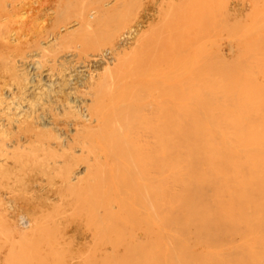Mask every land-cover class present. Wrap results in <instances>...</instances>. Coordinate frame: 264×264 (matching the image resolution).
<instances>
[{
  "label": "bare ground",
  "instance_id": "bare-ground-1",
  "mask_svg": "<svg viewBox=\"0 0 264 264\" xmlns=\"http://www.w3.org/2000/svg\"><path fill=\"white\" fill-rule=\"evenodd\" d=\"M3 1L6 2L8 0L6 1L2 0V2L0 3L1 4L0 7L6 6ZM134 1L136 2V0H26L25 7L27 8H25V10L26 12L28 11L32 14L34 25L26 27L25 40L21 41L20 45H18L20 41L18 40L17 42L18 44L15 43L16 45L13 46L12 45L13 40L10 41L7 38V36H4L3 34L4 32L1 30L3 33L0 32V35H1L0 36V60H2L3 63L8 62V58L10 62L11 57H13V60H14V61L12 60L11 62H15V60H19L18 62H22V61L25 62L27 61L26 59L28 57L30 59V56H31L32 59L34 60L33 62H36L39 65H43L44 68L47 67V69L46 68L44 69L46 70L45 74L43 75L44 77L42 78L40 77V79H38L37 81V83L41 82V84L39 83V85H42V82L45 83L42 85V87H39L36 84L35 82L36 79H33L32 81L28 78H24L26 82L30 85V86L26 85L27 89H29L28 91H34L35 94L38 93L36 98H30V95L33 92H31V94L29 92L30 95L28 96V93H27L28 91L27 92L23 91L27 93V96L24 93L25 97H16L14 92H10L9 93V96H10L9 99H11L10 101L9 99L7 100L8 97L3 98L1 94L3 90L5 88H8L9 85L11 84L10 83L9 85H7V83L5 82V80L8 79V76H6V74H8L11 66H8L7 64H2V65L0 64V161L2 160L4 161L2 164H0V224L1 225L3 224L2 226H0V252L2 251L6 255L9 253L10 256L11 254L14 255L13 253L15 252L17 253V251L18 252H30V253L31 251H34V252L36 251L35 253L39 251L38 253L40 252L46 253L47 250H50V252L53 251L55 245L57 244L56 243L53 247H51L52 245H50V242H54L55 240L51 241L52 239L49 237L48 241L50 242H48L45 238L49 236V233L51 236V232L52 231L54 232L55 229L56 230L58 229L57 227L59 226L58 224H55V226L57 225L56 226L57 228H55V226L53 225L55 221L53 219H55L56 215L58 216V214H55L54 215L55 217L53 216V219H52L53 223L50 222L51 220L48 221L47 219L46 222H48L49 225L45 223L46 226L44 224L45 220L44 221L42 220L41 221L42 226L40 225L39 223L40 220L38 217L44 214L46 209L48 210L50 207H52L53 210L55 209V207H53L55 204H52V202L51 204H48V202L50 201V196L52 197L55 196L56 198L61 199V197L66 196V195H63L66 193L65 189L67 190V188L69 189V188L76 186L75 190L76 189L78 190V186L81 185L79 183H82L81 181H83L84 179L87 182L88 180L86 179H88L89 176H86L87 178L85 177H83L82 179L80 178L81 179L80 181H79V178H77L78 181H75V183L74 182L72 183L71 178H70L71 173L70 175L68 173L69 170H72L70 169L72 166L70 168L67 167L68 169H66L65 168L66 165H70L67 162L66 165H64L65 167L64 166L62 167L64 163V161L62 160L63 162L62 161L60 162L62 163V165H60L62 168L58 167V169L64 170V171L60 170V174L63 173V176L59 174V178H61L60 181H58L59 184L56 183V180H54L55 182L53 181L54 184L55 183L58 184V185L55 184L56 189L52 188V189H55V191L53 190L52 192L49 191V193L47 194L38 195L37 198L33 196L31 197L33 199L29 200L28 198L27 200V198H23V199H21L22 197L19 198L20 195L18 196V191L17 193L15 192L17 195L12 192V190L15 188L14 187L12 189V186H14L13 183L15 182V180L14 179L11 180L9 172L13 171L16 167L18 169L19 161L20 160L25 161L26 156L29 155V151L23 145L24 143H31V144L37 143L36 144L37 146L32 148V152L38 151L39 149H40L39 150L40 152L41 151L43 152L44 150L40 148L39 143H38L41 140L40 138L41 135L43 136V134H48L49 139L53 140V142L55 139L56 141H58V139L54 135L55 133L53 134L51 132L53 131L52 129L51 130L49 128L44 129L45 128L44 126L43 129L46 131H43L41 130V127L40 129L39 127H37V123H39V121L42 120L43 123H46V121H51L52 115L55 116V114H52V112L48 110V112L51 113L52 115L47 119L48 116L46 114L48 113L47 112L45 113V110L47 111V106L46 104H44L45 102L49 104L52 103V99L54 97V94H53L54 93L53 91L55 88L54 86H58V88L61 87L59 88V90L63 89L62 86H65L64 88H67V91H68V89L72 90L73 84L78 83L80 81H83V83H85L84 81H87L89 79H90L89 81H91L93 77H96L95 80L97 79L98 81L99 76L97 77L96 71L98 70V66L102 65V67L104 66L108 72L110 71L114 72V69L115 71L117 70L120 71L119 73L117 72L119 74L117 75L120 77H121L120 75L121 71H124L121 74L122 75L124 74L123 77L125 76L124 77L125 79L119 78L120 79L119 80L118 77L116 76V79L118 80L117 82L119 81L121 82V80L123 79L126 80L132 75H133L132 78H136L139 74L147 75V77L149 76L148 78H150V76L152 77L154 76L156 78L160 77L161 79L166 78V79H163L166 82H163L160 80H157L156 82H154V83H157V82L162 83V84L157 83L156 85L158 86L156 88H155V85L151 83L152 81L150 82L152 84L151 86H153L154 88V90L150 91V93L153 94L152 92H154L155 90L156 91L158 90L157 92L155 91L154 95H151L149 93L148 90H150V88L146 91L148 92L147 94H150L148 96H146L147 94L146 95L143 94L142 96L141 91L138 90L139 98L136 95L137 92L135 93L137 89L132 88V86L135 83H132V81H130L131 84L127 85L128 86L127 88L128 90L130 89L133 90L134 94L136 95L138 99L134 97L135 95L133 96L132 94L133 92L132 93L127 92L126 90L125 91L126 93H128V95L124 94L125 96H123V93H122V96H121V94L119 93L121 97H119L118 99L117 95L119 94L117 93L115 97L113 93L114 92V89H113L111 95L115 97V99L117 98L116 99L117 101H115L114 104H112V102L115 99L109 94L113 86H111V88L105 87L108 90L107 91L106 89H104L105 85H103V89L105 91H102L101 93L102 99L105 97V95L109 94L110 96L107 97L109 99L107 98L106 99L108 100V102L109 100H111V102H109L110 105L112 106L114 105L113 106L114 109L113 108L111 109V114L107 116H104L103 113L104 111L106 113L108 107L110 106L108 105V107L104 108L106 110H103V104L106 105L108 104V102H106L107 100L105 101L106 103L101 102L102 101V99L100 100L101 96H98L99 92L96 93L97 97L95 95L92 97V100H93L92 102L91 100L88 101L90 102L89 104H92V105H87V106L85 104L86 102L85 103L81 102L83 99L81 101L80 100L77 101L78 99L73 100L74 97L73 98L71 97L72 101H70V99H69L70 102L65 100L66 102H69L70 104L68 105V103L66 104L65 102L66 107H62L63 108L62 113L64 112L63 114L65 115V116L64 115L62 116L65 117L66 120L64 121L57 120L56 122H51L54 125V127L57 128L60 123L65 124L64 122L67 123V121H69L67 125L71 123V125L74 126L73 129L76 128L74 131H72L74 132V134L77 133L76 136H74L73 134V137L71 136L72 139L71 138L70 139L73 142H75V145L76 144L78 145V143H76L77 142L76 140L80 138L79 143L82 144L80 148L82 147L83 148L79 151V153L81 152L82 156L85 153L86 154L89 153L88 155H92L93 157L91 162L96 164V168H95L91 165V162H87L89 161V160L86 161V159H88V155L86 156L85 154L84 156L87 157V158L85 157L86 158L85 163L87 164L86 171L87 172L88 171L90 172L99 171L100 172L99 175L97 173H92V172L91 173L89 172L90 174L87 172H86L87 174L85 173L86 175H90V176H92L93 174L92 176L93 178L98 175L99 178L96 177L97 179L95 180L92 179V181L94 180L97 183H92L91 181H90L91 184L90 182L87 183L89 184L88 186L94 184L92 187L90 186L93 191L92 192L93 201L90 200L91 202L89 204H91L92 206L88 205V203L85 202L86 205L90 207L91 212L93 213L89 214L90 210L89 212H87L88 207L86 211L84 212L88 213L89 217L91 218V219L89 218L91 223L94 224L95 222H92V221H96V223L98 222V224L99 223L104 224V225L101 224V226L98 225L101 228L99 231L97 224H96V227L94 224L93 228L91 229L92 226L88 227L87 226L88 222H87L86 234H87V237L92 236L91 241L96 240L97 242V243L95 242H92V243L95 245L97 244L98 246L101 244V242L100 244L98 243L99 241H102V240L105 241V239H107L106 237H108V239L105 242L102 241L104 243L102 244V248H101V251L103 252V254H105V255L102 254L104 256L102 258L106 259V263L115 264L117 262V264H264V0H245V1L243 0L239 4L240 7L236 4L238 8H235L236 5L233 8V4H235V2L232 3L233 1L231 0L232 6L228 4L229 7H231V14H230V10H227L226 8L228 5L224 4V3H229L228 0H218V1L208 0V2L211 1L210 4L212 5L210 4L209 5L212 8H210V6L206 4L207 2L205 3L206 0H204L203 2L198 0L199 2H201V4H199V2L198 3L196 2L195 4V1L197 0H194V1L193 0H166V1L160 0V2L158 0V2L161 3L162 5H164V3L168 1L167 5L169 8L166 7L167 6L166 4L164 5L165 7L159 4V5H155V7L157 6L156 9L155 7H152L154 5L150 3L151 1H154V0H150V1L148 0L149 3L143 6L141 5L145 3V1L143 0L144 2L141 3L142 1L138 0L136 4L137 6L138 5L141 6V10L135 4V6L138 9H134V11L132 9V12H131L132 14H130L129 8L131 11V6H133V4L135 3ZM139 1L141 2L139 3ZM148 1H146V3ZM162 1H165V2L162 3ZM216 1H217V5H216ZM222 1H225V2H222ZM238 1L239 0H237L236 3H238ZM170 2H172L173 4L172 3L169 4ZM152 3H155V2H152ZM174 3H177V5H175ZM149 4H151L152 6ZM188 4L190 7L195 5L194 7L195 9L192 7L194 9L193 12H192L193 10L192 8L190 7H189L190 9L188 8ZM197 4H199V6L201 7L198 6L199 8H197ZM213 4H215L217 8ZM218 4L219 5L221 4V5L219 6ZM202 5L204 7L207 6V8L206 7L204 8ZM223 5H225V7ZM8 6H11V5H8ZM158 6H159V9L160 8L162 9V7H164V9L160 11L158 9ZM174 6H177L176 8L178 9L177 13H175V15L177 14L176 17L179 15L178 12H181L179 15L180 16L179 20L176 17L174 18V15H172L174 14V11H176V9L175 10L173 9L175 8ZM180 6H181V11H179ZM213 6L215 9L213 8ZM171 7H173L172 8L173 10L171 9ZM218 7H221V8H218ZM170 9L171 11L169 13L168 10ZM209 9H212V10L209 11ZM125 10L129 14V16L128 14H126L125 16L127 18L131 16L130 18H128L129 20H131V18L133 17L135 18V16L137 17L134 19L135 20L134 24L132 23L133 20L131 21L126 20L127 18H125L124 15H123L124 19H122L123 18L122 14L125 12ZM137 10L138 11L140 10L139 11L140 13ZM164 10H166V13L168 12L169 14H171L172 11L173 13L171 15L169 14L163 15L165 14ZM206 11L207 13L209 12L210 14H207ZM220 11L223 12L225 16L222 13H220ZM114 12H116L115 16H113ZM190 12H191V16H189ZM212 12L213 13L215 12L214 13L215 15ZM225 12L227 13L225 14ZM112 13H113L112 16L115 19L121 16L120 18L123 21L121 25L123 24L124 27H122L123 26L122 25L121 27H119L121 29L118 28V26H120L118 23L121 22L119 20L120 18H117L118 21L120 22H117V20L115 21L114 18H112V16L110 18L109 15ZM201 13L203 14V16ZM219 13L221 16L219 15ZM228 13L230 14V17L232 18H233V15L237 17L235 21H234L235 17L232 19L233 21L232 23H230V21L228 22V19H229ZM216 14L218 16L217 19H220L221 17L220 22H218L219 20L217 21L216 19L214 21L213 16H215L216 18ZM241 14H243L247 19V20L243 19L245 23H247V24L244 23L246 27L245 25H243L244 21L242 22L241 20L242 18L239 17V16H242ZM12 15L13 14L10 15L11 18H12ZM157 16L158 18L161 16L160 20L162 19V21L164 20L166 22L160 21L159 23L156 24V21H159V20H155L154 27H156L155 25L159 26V24L162 23L163 26L161 25L162 27L160 26L159 27L163 28V30H161L160 28L158 30V26L156 27L157 29L153 28L152 27L153 25L148 26V24L151 21L154 22V19L157 18ZM168 16L169 17L173 16V17L169 18ZM201 16H202V20H200ZM208 16L209 18L211 16L212 20L211 19L209 20V18L206 19ZM223 16L224 17L227 16L228 19H225ZM171 19L174 22L179 23V24L178 23L173 24L174 22L172 21V25H175V27L172 26L173 29L175 28L176 32L178 30L177 33L173 32V34L175 33V35L177 36L175 35L173 36L172 34H169L172 32V28H170ZM239 19L242 22V24H240L239 30L242 31L243 27L245 28L243 35L237 28V25L239 26V24H237V21L239 22ZM107 20H109L112 23L113 21H115L116 25L114 23L112 25H115L116 27L115 26L113 27L112 25L111 26L109 25V28L104 27ZM204 20H206L205 22H207L208 25L206 26L205 24L203 25V23H205L203 22ZM127 21H129L133 25L128 26L126 31H123L122 28H124L125 30V28L127 27V24L129 23V22L127 23ZM210 21L212 23V24L210 23L211 26H209ZM167 22H170V24H168ZM217 22L218 24L220 23V25H218ZM224 22L226 24L228 23L234 24V27L236 26L235 28L237 30L232 27L233 25H230L229 27L231 28L228 27V30H227L226 24ZM2 23H3V20L2 22L0 21V29H2ZM130 23L128 25H131ZM164 23H166L165 25H168L170 27L167 26L165 28ZM222 24H224L223 25L224 27L221 26ZM100 26L104 28V34H105V31L106 33L107 32L109 33L107 29L109 30L111 29L112 31H114L112 32L110 30V32L114 34H115V30L113 29H116L118 31V34L117 36H115L114 34L111 35L110 33L111 38L109 35L105 36L108 44L110 43L109 44L110 46L108 47V50H106L104 54L102 52V55L100 57L98 58L94 57L95 58L94 59L93 56L95 52L99 50L97 49V51H94V49L96 50L97 46H100V47H103V45L106 46V43L103 42L104 40L106 41V39L103 37L104 35H102L103 29H101L102 33H100V30L98 31L96 30V29H99ZM146 26L148 27V29L150 28L154 31L151 32L149 30L147 32ZM110 27H113V28H110ZM145 27H146V30H143L144 31L143 33L146 32V34L147 33L154 34V32L157 31L155 33L156 36L153 35V39L152 37L151 39L155 41L156 46L161 45L162 50L165 51L167 54L168 53L171 54L172 52L173 55H170L172 60L170 59V56L168 54L169 59L168 60L166 59L167 60L166 61L165 55L167 54L166 53L163 54L162 51H159L161 48L158 50V46L157 48H153L152 45L155 46V43L152 40H150L149 42L150 46H152L153 48L152 52L155 53V51L156 52L159 51L158 54H160V56H162V54L164 55L163 57H159L157 55L158 58L155 59L156 55L152 56V52H151L152 48L149 45H146V43L148 42L146 41L147 39L145 37L146 34H144L143 36L144 40H142L145 42V45L143 46L141 45V44H144V42L141 43L142 41L141 40L139 41L138 39L141 36L142 29ZM203 28L207 30L205 31ZM165 29L167 30L165 31ZM231 29L235 30L236 33L239 31L238 34H236ZM201 30L202 32L204 30L205 33L204 34L201 33ZM210 30L214 34H212ZM223 30L226 33H224ZM94 31L95 33L97 32V34L94 35L95 38L94 36L93 38H91L90 36L94 34ZM158 31L161 33H159ZM162 31H164L165 33L166 32L168 33V34H165V36L168 38L170 37V35H172L174 37L172 38L173 40L170 41L172 36L169 39L168 38L164 39L165 36L161 35V37L164 40L161 38L163 42L160 40L158 41L159 38L157 37L158 36L157 33H159V37H160V34H164ZM218 31H220V33ZM207 32L210 33L211 35H209ZM227 32H229L228 34L232 32L233 33L231 34L232 36L229 37L230 35H228ZM98 33L101 34L104 40L101 41L102 38H100L101 36L98 35ZM221 33H224L225 37L220 36L222 35ZM205 34L208 35L209 37L212 36L211 38L213 39H210V40L215 42L213 43L211 41V44L210 42L209 43L206 42L210 44L211 46L213 44L216 45V48L213 47L215 49V51L213 49V52L219 55L221 54V56L223 55L224 57H225L224 55L225 53L222 50L221 51L218 50L222 46L220 44L221 38L224 39L226 37H229V39L232 40V37L234 39V34L236 35L235 39L238 42H236V40L235 41L225 40L226 41L225 47L228 48V51H229L228 52L226 50V54L229 53V56H227L228 59H226L227 62L225 61L227 65H225L226 63L221 62L223 59H225L224 57L222 58L217 55L216 57H220L222 59L217 58L216 60L215 59L216 57L213 58L214 56L213 54L215 53L210 54L212 53V48H210V45H209V48L211 49L210 51L208 50V51H205L204 53V49L201 50V48H203L204 46L206 50L208 48V46H206L208 44L205 45V43H203L205 42V40H201L200 38V35L204 36ZM84 35L85 37L82 39L81 37ZM96 35L100 37H97ZM149 35H147V37H149L148 40L150 39ZM240 35H242V37ZM112 36L113 37L115 36V37L113 38ZM215 36L218 40L221 37L220 41H218V43L220 44L219 45L220 47H217L218 43L216 42ZM156 37H157V40H155ZM98 38L100 39L99 41H97ZM108 39L111 40V42ZM240 39H241V42H240ZM93 40L94 42L96 41V47H95L94 42H92ZM137 40L141 44L137 42ZM165 40H167L168 42H166ZM158 42H161L162 44H158ZM229 42L231 45H232L231 42H234L235 43L234 46L227 44ZM133 43L135 44L138 43L140 50L142 48L145 50L146 47L144 48V46L150 47L151 53L148 52L149 56L146 57V54H142V56L145 55L146 59L148 57L150 58L149 60L148 59L146 60L144 58V65L146 66V64L148 63L147 64V67L149 66L148 68L146 67L145 69L144 68L145 66L143 67V69L140 68L143 66V61H142V65L140 61V59H142L141 58L142 56L140 55L141 54L140 50L138 51L140 54L138 53L130 54L132 52H137L136 48H138V46L136 44L135 51H133L135 47L134 46L135 44ZM222 43L224 42L222 41ZM85 44L88 50L89 48L91 49V51H87V53L94 52L93 56H89L90 54L88 55L89 58L92 57L90 58L92 59V61H88V57H86L87 53L86 54L84 53L86 52V46L84 47ZM90 44L91 46H94V49H92L93 47H91ZM130 45L133 46L132 51L130 50L131 52H129L128 50L131 56L127 54L128 52L122 55L121 53L125 52L126 48H128ZM165 45L170 46L172 50H170V48L166 47ZM80 46L83 49V52L81 48H79ZM162 46H165L166 50L163 49ZM226 48L222 47V49H226ZM17 49H20V50H17ZM169 50L171 52H169ZM173 50H174V53H173ZM216 50L219 53L216 52ZM147 51L148 50L146 51L141 50V52L143 53L145 52L147 53ZM81 52L84 56L86 55L85 60H83L82 57L84 56L80 54ZM221 52H223L224 54H222ZM202 53L204 55L206 54L205 56L209 55L211 57L212 55L210 61L213 62L212 63L213 65L208 62L209 60L204 58V55ZM80 55H82V57H79ZM126 55L127 56L129 55V57H131V60ZM132 55L133 56L137 55L138 57L134 56V59H133ZM121 56H123L122 57L123 59L127 57L129 61L127 62L128 59L126 60V62L123 61L121 59ZM139 56L141 57L139 58ZM153 57L154 59L151 60V58ZM78 58H82V60L80 61L78 60ZM138 58H139V61L137 60ZM162 58H163V62H161L162 60H160ZM212 58H213V61H212ZM157 59L160 61V62L158 61L159 64L156 63ZM205 59L208 62L207 67H205L206 65H203L200 63L203 61V63L206 64V61H204ZM119 60L121 64L117 63L119 62ZM153 60L155 61L152 63ZM170 60L172 63L170 62ZM131 61H133L132 62L133 65L137 64L141 66L140 67L135 66L133 68ZM188 61L191 63H189ZM217 61H219L218 63H222L224 67L223 66L221 67V65H218V64H214V63H217ZM112 62L114 63L112 64L111 68L113 66L115 68L113 67L111 70V68L109 69L110 67L109 65ZM122 62L127 63L126 64L127 66L128 64L131 65V68L134 69V71L131 70L129 66L128 67L130 69H128V67ZM149 63H152V64L149 65ZM162 63H165L163 64L165 68H162V65L160 66V64ZM166 63L168 65H166ZM185 63L189 65L191 64L190 69H188L189 65L187 66ZM117 64L119 65V67ZM29 65L31 66V63H29ZM153 65L155 66V68H153L154 67ZM121 66H125L123 67L124 69ZM107 67L110 71L107 69ZM138 67L140 68L141 71L139 69H138L139 71L136 70ZM157 67H160V68H157ZM204 67H205V70H204ZM208 67L209 68L212 67V68L209 69ZM213 67H215V69ZM217 68H219L220 70ZM104 70L103 71L101 70L102 71L101 73L104 72L103 75L107 72ZM215 70H218V71H215ZM125 71L126 72L129 71V73L127 74L125 73ZM108 72L105 74L106 76H110L111 73L108 74ZM133 72L139 73V74L136 76V74L135 73L133 74ZM151 72L152 73L156 72V75L155 73L151 74ZM207 72H209L210 74L212 73V74L209 76V73ZM113 74L114 73H112V75ZM3 75L6 76V79L4 78ZM20 75L22 76L21 73ZM197 75H198V78H197ZM199 75L200 77L204 75L205 76L204 79H206L207 77L208 78L214 77L215 79L210 78L208 79L209 81L207 79L206 80L202 79L203 81L200 80L201 82H199L198 79H201L199 78ZM23 76L25 77L26 75H23ZM101 77L102 75H100L99 77V82H101L100 80ZM105 77L104 78L102 77V79L107 78L106 80L108 81L109 78L108 77L105 78ZM140 77H143V76H140ZM178 77H182V78L180 79ZM110 78L112 77L110 76ZM132 78L128 79L127 81L123 80L124 82H121V84L122 83L125 84V82L129 84L130 83L129 80H134ZM186 78L187 79L189 78L190 80L189 79L187 80ZM112 79L111 81H113ZM176 79H179V80H176ZM58 80L62 81L61 83L62 86L61 84H59L60 82ZM107 81L106 83L108 84ZM143 81L144 80H142L141 83L137 82L138 84H140V87L142 89L144 88L142 87V83L144 84L145 82H147V84L145 85L146 87L147 85H149L148 83L149 80L145 82ZM197 81L199 85L197 84ZM204 81H206L207 83ZM26 82L25 84H27ZM54 82H56L57 84L54 85ZM96 82L95 83L93 82V83L97 84ZM185 82L187 83L186 86L188 87L189 90L187 89L186 86H184L186 84ZM14 83L15 81L13 82V85ZM194 83L196 84L194 85ZM100 85L101 83L99 85L97 84L98 90L101 87ZM109 86H110V83H109ZM129 86L131 87L130 89H129ZM151 86L149 85V87ZM194 86H198L197 87L198 89L195 87V89H197L196 91H194V88H193ZM95 87L94 89H96V92H97L98 90ZM118 87L119 88L115 90L116 92L117 90L121 89L120 87L122 86L118 84ZM137 87H139V85L136 86V88ZM184 87H186L187 89L186 91H184ZM19 88H20V85L17 86L16 89L19 90ZM43 89H46L47 92H45L46 90L43 91V93L44 92L46 93L44 94L45 98H40L39 94L41 93L40 91ZM36 90H38L39 92ZM87 90H89V88ZM121 90L124 91V87H122ZM55 91H58V89ZM69 91L67 92L68 95L66 94L67 96H69V93L70 95H72L73 93V91L72 92L71 91L69 92ZM60 92L62 93V91ZM93 93L95 94L94 91ZM103 93L105 94L104 96H103ZM130 93L132 94L131 96H129ZM177 93L180 95H177ZM182 93H185V95H183ZM139 94H141V96H139ZM22 96H23V93H22ZM147 97L149 98V100H147L148 99ZM132 98H135V99L132 100ZM144 98H147L146 103H145ZM54 101H55V97H54ZM134 101H138L136 102L138 105ZM140 101H143V103ZM84 104L85 106L83 107ZM81 107L83 108V112H84V113L82 112L83 114L80 112L82 111L80 110ZM49 109H52V108L50 107ZM53 110H55V108ZM107 113H109V111ZM63 127H67V126H63ZM68 127H70V125ZM80 130H81V133L84 132V135H79ZM48 135L46 138H48ZM75 137L76 138L78 137V138L75 140L74 139ZM92 139L95 142H93ZM56 141L54 145L57 143ZM84 141H86L88 145L84 144ZM96 141L98 142V144ZM103 142L105 143V145L102 147H106L104 148L105 149L104 157H107L106 159L107 163L105 161H102L103 159L99 161L100 158L103 156L102 150H101L102 148L101 149L99 148L100 149L99 151H97L96 149L98 148V146H100V144L101 145L104 144ZM48 143L50 146H52L50 144L51 143L50 141ZM94 143L97 144L95 147H93ZM59 145L60 144H58V147ZM75 145H73V143L71 145L70 144L68 145L69 146L68 149H70L69 154L71 155V157L69 155L68 156L72 158V159L69 158L71 160V163L73 162L72 155L74 151V150L72 151V149H74ZM55 148L56 146L52 149H55ZM91 148L93 149L92 151H91ZM100 152L102 155V156L100 155L101 157H99ZM62 154L64 158V153ZM56 155L59 156V154H56ZM53 156L55 157V155ZM56 158H59V157H56ZM80 160H84L83 157L80 158ZM9 161H11L10 164H9ZM24 161H20V162L22 163ZM101 162H105L106 164L102 163L101 164L102 166H100ZM22 164L20 165L22 166ZM97 164L99 165L100 169L97 167ZM49 165L50 167L51 166L53 167V164L52 165L48 164V166ZM71 165H73V163ZM101 167H105L106 169L105 168L103 169ZM42 168H44V166ZM64 168L67 170L66 175H65ZM94 168L95 170H93ZM23 169H20V170H23ZM101 170H104V172L102 171L103 174L101 173ZM84 172H85V169H84ZM56 176L58 175L56 174ZM60 176H62L63 178ZM92 177H90V179ZM15 178H17V176H15ZM102 179H103V182H102ZM85 181H83L82 187L79 186L81 187V190H84L83 185L86 184ZM26 182L24 183L25 185H26ZM50 182H52V180H49V183ZM16 183L19 184L20 182L18 181ZM24 184L22 188L24 187ZM48 185L51 186V184H48ZM96 185H97V188H96ZM88 186H87V189H88ZM5 187H7V190H8L7 191L8 193L6 194H5L6 191L4 193H2L1 191V189ZM51 187H53V184ZM98 189H101V190H98ZM63 190L65 193L63 192ZM102 190L103 192H101ZM69 191L71 190L69 189L68 193ZM73 191L74 190L72 189L71 192ZM99 191L100 193L98 194L97 192ZM94 194H97V195H94ZM87 195L89 196L86 197L85 199L86 200L87 198L91 199L90 197V195L92 196L91 192L88 193ZM6 196H7V199H6L7 201H4V198H6ZM97 196L99 199L97 198ZM78 199H80V197ZM64 200H65V197H64ZM30 201H32L33 203ZM9 202L11 203L13 202V205H9L11 204ZM97 202H99L100 204L98 205ZM30 203L33 204V207L32 205H30ZM61 204L63 203L60 202V204H58L57 207H60ZM35 207L38 210H36ZM56 209H59V208H56ZM31 210L32 211L34 210L33 213ZM35 210L38 211L37 216L40 214L37 217L39 220L38 221L39 224L37 225V227H41V228L43 227V231L40 233V235L44 233L42 234V237H39L38 235L39 232L42 230L41 228L40 229L37 228L36 230L37 232L34 230L35 231L34 233L31 232V230L33 231V229L29 230V228L31 226L33 227L35 223V221L31 223L33 219H36L35 218L36 216H34V213H36ZM81 211L82 210H80V212ZM53 213H58V212L56 211ZM87 213H84V214H87ZM44 215H46L45 218L51 216L49 214L48 216L47 214H44ZM59 216H61V213L59 214ZM73 216L78 218L80 215L77 217V215H74L73 213ZM106 217H107L106 221H108V224L104 223L106 222L105 221ZM27 218H29V220ZM43 218L44 217H42V219ZM49 218L51 219L52 217H49ZM109 221L113 224V228L109 227L111 225ZM57 222H58V219H57ZM51 223L54 229L50 231V229L52 228H49L48 226H50ZM28 224H30L31 226ZM83 224H85V222H83ZM43 225L46 227L45 228L46 230L44 229ZM34 226L36 228V224ZM102 226L104 227L108 226L107 228L111 230L110 233L113 235V237L110 238L109 235H107L109 234L108 229H107L108 233L106 232L107 236L104 237L105 234L102 236L103 233H100V232H102L103 229L104 230L106 229ZM27 227L29 228L26 229ZM84 228H85V225H84ZM25 229L27 231L29 230L30 231L29 234H31L33 237L30 236ZM38 229L40 230L39 232H38ZM75 229H76V232L80 234L81 229L78 225L75 226ZM21 230L26 231V236H24L25 235L24 231H21ZM56 230L54 234H56ZM97 230L100 233V237L102 236L104 238L100 239V237L98 236L99 233L97 234L98 232ZM45 231H48V234ZM45 233L47 236L45 235ZM35 234L37 236H34ZM28 235L30 236L29 239H27ZM52 237H53V234H52ZM87 237H83V240L86 239ZM96 237H98V239H96ZM1 238H3L5 241L1 240ZM38 238L40 239L39 241L37 240ZM44 239L46 240V242L44 241ZM87 239L85 240L86 241L85 244H91L90 241H89L90 243H87ZM35 241H38V243H35ZM42 241H44V243ZM47 242L49 243V245L45 244ZM57 242L59 243V241ZM34 244L36 246H34ZM95 245H93L92 247L90 245L88 246H90L92 250H95L94 248L97 246ZM77 247L78 246H76V248ZM81 247L82 245L80 246V248ZM60 250L61 249L59 248V251ZM77 250L79 249L77 248ZM56 251L57 250H55V252ZM50 252H48V254ZM99 253H100V250H99ZM63 255L62 257H60L61 259L63 258ZM10 256L8 260L7 259L4 260L5 263H7V261H10L8 262L9 264L12 261L15 262V259H16L15 256L17 255L15 254V256H11L13 259H11ZM19 257L23 258L24 256H18V259H16L17 263L15 262L16 264H18ZM27 259L31 260L33 259V257L32 258L26 257V259L24 258L25 264L32 263V260L28 262ZM56 259L58 260L59 258L57 257ZM67 259H72V258L71 256L70 257L68 256ZM36 261H37V258H36ZM21 262L19 261L20 264ZM101 262L103 263V261ZM106 263H103V264H106Z\"/></svg>",
  "mask_w": 264,
  "mask_h": 264
},
{
  "label": "rangeland",
  "instance_id": "rangeland-1",
  "mask_svg": "<svg viewBox=\"0 0 264 264\" xmlns=\"http://www.w3.org/2000/svg\"><path fill=\"white\" fill-rule=\"evenodd\" d=\"M5 1H6V0H5ZM137 1H138V0H136V2H137ZM141 1H142V2H141ZM141 1H139V3H140V2L143 3V2L145 1V3H143V4L141 5V6H143V5H145V4H148L150 0H149V1H148V0H144V1L141 0ZM146 1H148V2L146 3ZM165 1H166V0H165ZM165 1H162V3H164ZM193 1H194V0H193ZM200 1L203 2L204 0H200ZM217 1H218V0H217ZM217 1H216V5H217ZM232 1H233V2H232ZM232 1H231V0H228L229 3H224V4H227V5L229 4L230 6H232V3L235 2V4H233V8L235 7L236 4L240 7L239 4H240L243 0H239L238 3H236L237 0H232ZM244 1H245V0H244ZM1 2H2V0L0 1V3H1ZM3 2H4V1H3ZM18 2H19V3H18ZM134 2H135V1H134ZM136 2L133 4V6H131V11H130V8H129V13H130V14H132V13H131V12H132V9H133V11H134V9H138V8H140V10H141V6H140V5L137 6ZM152 2H155V3H152ZM157 2H158V0H157V1H156V0L151 1L150 3H151L152 5H154V6H152L151 4H149V5H151L152 7H155V5H159V4L162 5L161 3H159L160 0H159L158 3H157ZM167 2H168V1H167ZM167 2L164 3V5H165V4L167 5ZM172 2H173V1H172ZM172 2H170L169 4H171ZM196 2L198 3L199 1H198V0L195 1V4H196ZM206 2H207V3H206ZM219 2H220V1H219ZM219 2H218V3H219ZM222 2H225V1H222ZM231 2H232V3H231ZM4 3H5L6 6L0 7V14H1V16H0V21L2 22V20H3V23H4V24L2 23V29H0V32L3 31L4 33H3V32H2V33L4 34V36H7V38H8L10 41L13 40V42H12V45H13V46H15L16 44H18V43H17L18 40H20V41H19V44H18V45H20L21 41H24V40H25V37H26V36H25V29H26V27H27V26H33V25H34V20H33L32 14H31L30 12H28V11L26 12V10H25V8H27V7H25V5H26V0H25V1H24V0H16V1H15V0H8V1L4 2ZM9 3H11V4H9ZM12 3H14V4H12ZM205 3L209 5V4L211 3V1L208 2V0H206ZM213 3H214V2H213ZM2 4H3V3H2ZM135 4H136V6H137L138 8L135 6ZM172 4H173V3H172ZM174 4L177 5V3H174ZM199 4H201V2H199ZM199 4H197V8L201 7V6H199ZM203 4H204V3H203ZM221 4H222V3H221ZM221 4H220V5H221ZM8 5H11V6H8ZM12 5H13V6H12ZM164 5H162V6H164ZM178 5H179V4H178ZM180 5H181V4H180ZM190 5H191V3H190ZM192 5H193V4H192ZM210 5H212V4H210ZM210 5H209V6H210ZM213 5L215 6V4H213ZM218 5H219V4H218ZM220 5H219V6H220ZM229 5H228L226 8H227V10H230V14H231V7H229ZM237 5H236L235 8H238ZM0 6H1V4H0ZM139 6H140V7H139ZM198 6H199V7H198ZM202 6H203V5H202ZM209 6H208V8H209ZM214 6H213V8H214ZM223 6L225 7V5H223ZM223 6H222V7H223ZM10 7H11V8H10ZM18 7H19V8H18ZM132 7H133V8H132ZM156 7H157V6H156ZM156 7H155V9H156ZM160 7H161V6H160ZM164 7H165V6H164ZM164 7H162V9H161V8L159 9V6H158V9L161 11V10L164 9ZM166 7L169 8L168 5H167ZM174 7H175V8L171 7V9H172V8H173L174 10L176 9V11H174V14H172V13H173V11H172L171 14L174 15V18H175L176 15H177V14L175 15V13H177V10H178V9L176 8L177 6H174ZM189 7H190V6H189V4H188V8H189ZM192 7L194 8L195 5H193ZM192 7H190V8H192ZM203 7H204V6H203ZM205 7L207 8V6H205ZM205 7H204V8H205ZM215 7H216V6H215ZM224 7H223V8H224ZM6 8H7V9H6ZM16 8H17V9H16ZM190 8H189V9H190ZM193 8H192V9H193ZM210 8H212V7L210 6ZM216 8H217V7H216ZM218 8H221V7H218ZM1 9H2V10H1ZM11 9H13V10H11ZM171 9L168 10L169 13H170ZM173 9H172V10H173ZM194 9H195V8H194ZM194 9L192 10V12L194 11ZM200 9H201V8H200ZM214 9H215V8H214ZM214 9H213V10H214ZM6 10H7V11H6ZM140 10H139V11H140ZM211 10H212V9H209V11H211ZM218 10H219V9H218ZM218 10H217V11H218ZM220 10H221V9H220ZM224 10H225V9H224ZM135 11H136V10H135ZM137 11H138V10H137ZM139 11H138V12H139ZM179 11H181V6H180ZM182 11H183V10H182ZM207 11H208V9H207ZM207 11H206V13H207ZM214 11H215V10H214ZM222 11H223V10H222ZM225 11H226V10H225ZM12 12H13V13H12ZM14 12H15V13H14ZM117 12H118V11H117ZM164 12H165V14H163V15L169 14L168 12L166 13V10H164ZM204 12H205V10H204ZM223 12H224V11H223ZM223 12L220 11V13H222V14H223ZM124 13H125V14H124ZM124 13L122 14V16H123V15L125 16L126 14H128V13L126 12V10H125ZM139 13H140V12H139ZM161 13H163V12H161ZM178 13H179V15H180L181 12H178ZM202 13H203V12H202ZM202 13H201V14H202ZM212 13H213V12H212ZM214 13H215V12H214ZM214 13H213V14H214ZM216 13H217V12H216ZM220 13H219V15H220ZM226 13H227V12H225V14H226ZM232 13H233V12H232ZM6 14H7V15H6ZM11 14H13V15H12V18H13L14 20L11 18V16H10ZM115 14H116V12H114V15H113V13L110 14L109 17L111 18V16H112V15L115 16ZM117 14H118V13H117ZM171 14H169V15H171ZM201 14H200V15H201ZM207 14H210V13L208 12ZM217 14H218V13H217ZM217 14H216V18H215V16H213V15H212V16H213V18H214V21H215V19H216L217 21L219 20L218 22H220V21H221V17H220V19H217V18H218ZM228 14H229V13H228ZM230 14L228 15V18H229V19L227 18V16L224 17V16H225L224 14H223V15H224L223 17H224L225 19H228V22L230 21V23H232V22H233L232 19H233L235 16L233 15V18H232V17H230ZM134 15H135V14H134ZM134 15H133V16H134ZM136 15H138V14H136ZM179 15L176 17L178 20L180 19V18H179V17H180ZM188 15H189V13H188ZM214 15H215V14H214ZM241 15L244 16L243 14H241ZM3 16H4V18H3ZM5 16H6L7 19L5 18ZM113 16H112V18H114ZM124 16H123L122 19H124ZM128 16H129V14H128ZM189 16H191V12H190V15H189ZM202 16H203V14H202ZM202 16L200 17V20H202ZM204 16H205V15H204ZM220 16H221V15H220ZM231 16H232V15H231ZM238 16H239V15H238ZM242 16H239V17L242 18V19H241L242 22H243L244 20H247L245 16H244L245 18L242 17ZM1 17H2L3 19H2ZM120 17H121V16H120ZM120 17H117V18H120ZM130 17H131V16H130ZM130 17H128V18H130ZM160 17H161V16H160ZM160 17L158 18V16H157V18L154 19V22L151 21V22L148 24V26H149V25H150V26L153 25L152 27H153V28H156L158 25H155L156 27H154L155 20H159V21H156V24L159 23L160 21H161V22H166V21H164V20L162 21V19L160 20ZM164 17H165V16H164ZM168 17H169V16H168ZM172 17H173V16H172ZM172 17L170 16L169 18H172ZM110 18H109V19H110ZM117 18H116V19L114 18V20H115V21L117 20V22H120V21H121L120 23H118V24L120 25V26H118V28H119V27H121V26L123 25V24L121 25V23H123V21L121 20V18L119 19L120 21H118ZM125 18H127V17L125 16ZM128 18H127L126 20H129ZM135 18H137V17L135 16ZM135 18H134V17L131 18V20H133V22H132L133 24H134V22H135V20H134ZM208 18H209V16H208L206 19H208ZM230 18H231V19H230ZM236 18H237V17L234 18V21L236 20ZM1 19H2V20H1ZM4 19H5L7 22H6ZM107 19H108V18H107ZM167 19H168V18H167ZM203 19H205V18H203ZM210 19H211V16H210L209 20H210ZM243 19H244V20H243ZM9 20H10V21H9ZM12 20H13V22H12ZM131 20H129V21H131ZM168 20H169V19H168ZM174 20H175V19H174ZM178 20H176V21H178ZM211 20H212V19H211ZM241 20L239 19V22L237 21V24H239V26L237 25L238 30H239V28H240V24H242ZM107 21H108V22H107ZM107 21H106V23L104 22L105 25L108 23V24H107L108 27H107V25H106V26L104 25V27H106V28H109V25L111 26L113 23H114V24L116 23V22L113 21V20H111V21H113V23L110 22L109 20H107ZM129 21H127V23H128ZM169 21H170V20H169ZM172 21H173V20L171 19V24H170V22H167L168 24L171 25V27L168 26V25H165L166 23H164V25H165L164 27L166 28V27L168 26V27L172 28V32L169 33V34H172V35L174 36L175 33L173 34V32H176V29H175V28H174L175 30L173 29L172 26L175 27V25H172ZM205 21H206V20H204L203 22H205ZM223 21H224V19H223ZM223 21H222V22H223ZM5 22H6V23H5ZM109 22H110L111 24H110ZM173 22H174V21H173ZM218 22H217V24H218ZM226 22H227V21H226ZM240 22H241V23H240ZM246 22H247V21H246ZM125 23H126V22H125ZM129 23H130V22H129ZM129 23H128V24H129ZM151 23H152V24H151ZM177 23H178V22H174L173 24H177ZM206 23H207V22L203 23V25H204V24H205V26L208 25V23H207V24H206ZM210 23H211V21L209 22V26H211ZM224 23H225V22H224ZM230 23H228L229 25L225 23V24H226V27H227V30H228V27H229L230 25H233V26H232L233 28L236 27V26L234 27V24H230ZM235 23H236V22H235ZM244 23H245V21L243 22V25L247 24V23H245V24H244ZM6 24H7L8 26H7ZM128 24H127V27L125 28V30H124V28H122L123 31H126V29L128 28V26H132V25H133V24H131V23H130L131 25H128ZM178 24H179V23H178ZM211 24H212V23H211ZM217 24H216V25H217ZM10 25H11V26H10ZM115 25H116V24H115ZM115 25H112V26L114 27ZM161 25H162V23L159 24L160 27L163 26V25H162V26H161ZM203 25H202V27H203ZM213 25H214V24H213ZM218 25H220V23H219ZM218 25H217V26H218ZM223 25H224V24H222L221 26L224 27ZM227 25H228V26H227ZM159 26H158V30H159V28H160ZM217 26H216V28H217ZM221 26H219V27H221ZM7 27H8V28H7ZM100 27H101V28H100ZM100 27H99V29H96V30H97V31L100 30V33H102L101 29H103V34H102V35H104V36H103L104 38H105V36H108V35L110 36V33H111L110 30H111V29H110V30L107 29V30L109 31V33L107 32V33H108V34H107L106 31H105V34H106V35H105V34H104V28H103L102 26H100ZM113 27H110V28H113ZM115 27H116V26H115ZM122 27H124V25H123ZM146 27H147V26H146ZM146 27L143 28L142 31H141V36H142V37H141V36L139 37V39H138L139 41H140V40H141V41L144 40V39H143V36H144V34H146V32L143 33V32H144L143 30H146ZM152 27H151V28H152ZM177 27H178V26H177ZM177 27H176V28H177ZM213 27H214V26H213ZM219 27H218V28H219ZM226 27H225V28H226ZM245 27H246V25H245ZM106 28H105V29H106ZM118 28H117V29H118ZM229 28H231V27H229ZM3 29H5V30H3ZM119 29H121V28H119ZM119 29H118V30H119ZM156 29H157V28H156ZM160 29L163 30V28H160ZM168 29H169V28H168ZM200 29H201V28H200ZM203 29H204V28H203ZM209 29H210V27H209ZM222 29H223V28H222ZM222 29H221V31H222ZM235 29H236V28H235ZM244 29H245V28L243 27L242 31L239 30V31L242 33V35H243V32H244ZM1 30H2V31H1ZM113 30H115V34H114V33H111V35L114 34L115 36H117L118 31H117L116 29H113ZM149 30H150L151 32L154 31V30H152V29H150V28L148 29V27H147V30H146V31L148 32ZM161 30H160V31H161ZM166 30H167V29H165V31H166ZM204 30L206 31L207 29H204ZM204 30H203V32H202V30H201V33L204 34V33H205ZM224 30H226V29H224ZM224 30H223V31H224ZM231 30L235 32V30H233V29H231ZM231 30H230V31H231ZM236 30H237V29H236ZM111 31H112V30H111ZM120 31H121V30H120ZM120 31H119V33H120ZM155 31H156V30H155ZM170 31H171V30H170ZM210 31H211V30H210ZM216 31H217V30H216ZM239 31H238V32H239ZM8 32H9V33H8ZM112 32H114V31H112ZM116 32H117V33H116ZM156 32H157V31H156ZM156 32H154V34L149 33V34H151V35H149L148 33L146 34L145 37H146L147 39L144 37V38L146 39V41H148V42L146 43V45H149V46H150V43H149V42H150V40L153 39V35L156 36V34H155ZM158 32H159V31H158ZM162 32H163L164 34H160V37H159V33H161V32H159V33H157V35H158L157 37L159 38L158 41L160 40V41L163 42L164 39H167V38H168V37L165 36V34H168V33H167V32L165 33L164 31H162ZM177 32H178V30H177ZM177 32H176V33H177ZM211 32H212V31H211ZM214 32H215V30H214ZM218 32L220 33V31H218ZM238 32H237V33L235 32V33L238 34ZM100 33H98V35L101 36ZM122 33H123V32H122ZM142 33H143V34H142ZM207 33H208V32H207ZM216 33H217V32H216ZM224 33H226V32L224 31ZM224 33H221L222 35H220V36L225 37V36H224V35H225ZM228 33H229V32H227V34H228ZM5 34H6V35H5ZM95 34H97V32L95 33V31H94V34L91 35L90 37L93 38V36H94ZM208 34L211 35L210 33H208ZM212 34H214V33L212 32ZM231 34H233V33L231 32L230 34H228V35H230L229 37L232 36ZM239 34H240V33H239ZM17 35H19V36H17ZM139 35H140V34H139ZM147 35L150 36V39H149V40H148L149 37H147ZM161 35H164L166 38L164 37V39H163V38L161 37ZM172 35H170V37H171ZM218 35H219V34H218ZM242 35H240V36L242 37ZM0 36H1V35H0ZM2 36H3V35H2ZM87 36H89V35H87ZM87 36H86V37H87ZM96 36H97V35H96ZM100 36H97V37H100ZM115 36H114V37H115ZM155 36H154V37H155ZM167 36H168V35H167ZM173 36L171 37L170 41L173 40V39H172V38H174ZM175 36H177V35H175ZM213 36H214V35H213ZM216 36H217V35H216ZM216 36H215V38H216ZM220 36H219V37H220ZM235 36H236V35L234 34V39H233V37H232V40H233V41L236 40V39H235ZM84 37H85V35L82 36L81 38L83 39ZM112 37H113V36H112ZM114 37H113V38H114ZM151 37H152V39H151ZM157 37H156L155 40H157ZM170 37H169V38H170ZM211 37H212V36L209 37V36L206 35V34H205L204 36L200 35L201 40H205V42H203V43H205V45L208 44L209 42H210V44H211V41H212V40H210V39H213V38H211ZM217 37H218V36H217ZM229 37H226V38H224V39L220 37V38H221V43H220V44H221L222 46H221V48L218 49V50H220V51L222 50L225 54H224L223 52H221V53L224 54L225 57H224L223 55L221 56V54L219 55V54H216L215 52H213V49L216 48V45H214V44H213L212 46H211L210 44L206 45V46H208V48H209V45H210V48H212V53H210V54L215 53V54H213V55H214L213 58H215L217 55L220 56V57H222V58L224 57L225 59H223V60L221 61V62H224V63L227 62L226 59H228L227 56H229V53L226 54V50L228 51V48L225 47V45H226V41H225V40H227V41L230 40ZM7 38H6V39H7ZM17 38H18V39H17ZM94 38H95V36H94ZM100 38H102V36H101ZM108 38H109V37H108ZM110 38H111V36H110ZM141 38H142V39H141ZM161 38H162L163 40H161ZM169 38H168V39H169ZM220 38H219V40L216 38V42H217V43H218V41H220ZM239 38H240V37H239ZM239 38H237V39H239ZM86 39H87V38H86ZM86 39H85V40H86ZM105 39H106V38H105ZM241 39H242V38H241ZM241 39H240V42H241ZM99 40H100V39L98 38L97 41H99ZM102 40H104V39L102 38L101 41H102ZM108 40H109V39H108ZM138 40H137V42H139ZM174 40H175V39H174ZM208 40H210V41H208ZM232 40H230V41H232ZM90 41H91V40H90ZM90 41H89V42H90ZM109 41L111 42V40H109ZM152 41H153V40H152ZM165 41L168 42L167 40H165ZM165 41H164V42H165ZM214 41H215V40H214ZM222 41H223L224 43H222ZM81 42H82V41H81ZM92 42H94V40H93ZM103 42L106 43V46H104L103 44H101V45H103V47H100V46H97V47H96V41L94 42L95 47H96V50L94 49V46H91V44H90V46L93 47L92 49H94V51H97V49H99V50L97 51L98 53L95 52L94 56H93V53H94V52H92V53H91V52H90V53H87V51H91L90 48H89V50L87 49L86 44H88V43H86V44L84 45V47L86 46V52H84V53H85V54L87 53V54H86L87 56H86V55H85V56L88 57V61H92V59H90V58H92V57L89 58V56H93V58H94V57H95V58H98V57H100V56L102 55V52H103V54H104V53L106 52V50H108V47L110 46V45H109L110 43L108 44L107 39H106V41L104 40ZM143 42H144V41H142L141 43H143ZM153 42L155 43V41H153ZM156 42H157V41H156ZM206 42H208V43H206ZM212 42H213V41H212ZM236 42H238V41L236 40ZM15 43H16V44H15ZM98 43H99V42H98ZM98 43H97V45H98ZM101 43H102V42H101ZM139 43H140V42H139ZM141 43H140V44H141ZM148 43H149V44H148ZM169 43H170V42H169ZM213 43H215V42H213ZM231 43H232V45L230 44V42L227 43V44H230L231 46H234L235 43H234V42H231ZM133 44H135V43H133ZM133 44H132V45H133ZM136 44H137V46H138V43H136ZM136 44L134 45L135 47H134V50H133V51H135ZM140 44H139V45H140ZM158 44H162V43H161V42H158ZM165 44H166V43H165ZM220 44L218 43V46H217V47H220V46H219ZM78 45H79V44H78ZM78 45H77V46H78ZM132 45H130L128 48H126L125 52H122V53L120 52V53H121L122 55H124L125 53L128 52V50H129V52H131V51H132V48H133ZM141 45H142V46L145 45V42H144V44H141ZM141 45H140V46H141ZM169 45H171V44H169ZM173 45H174V43H173ZM81 46H82V45H81ZM81 46H80L79 48H81ZM149 46H144V48L146 47L145 50L141 47V48H142L141 50H143V51L148 50L147 53H146V52H145V53L141 52V50H140V48H139V46H138V48H136V49H137V52H132V53H130V54H133V53H134V54H136V53L140 54V53H141V54H140L141 56H142V54H146V57H147V56H149V53L152 52L153 48H157V46H158V50L161 48V45H160V46H159V45L156 46V43H155V46L152 45L153 48H152V46H150V47L152 48V49H151V52H150V47H149ZM165 46H166V45H165ZM165 46H162V47H163V49L166 50ZM84 47H83V48H84ZM104 47H105V48H104ZM147 47H148L149 49H148ZM166 47L170 48V46H166ZM201 47H202V46H201ZM213 47H214V48H213ZM222 47H223V48H226V49H222ZM227 47H228V45H227ZM229 47H230V46H229ZM168 48H167V50H168ZM206 48H207V47H206ZM208 48H207V50H206V49H205V46H204L203 48H201V50L204 49V53H205V51H208V50L210 51V50H211L210 48H209V49H208ZM101 49H102V50H101ZM17 50H20V49H17ZM79 50H80V49H79ZM81 50H82V52H83V49H82V48H81ZM81 50H80V51H81ZM130 50H131V51H130ZM139 50H140V53L138 52ZM154 50H155V49H154ZM170 50H172V49L170 48ZM170 50H169V52H171ZM92 51H93V50H92ZM159 51H162L163 54L166 53L165 51L162 50V48H161ZM159 51H157V52L155 51V53L152 52V56L156 55V56H155V59L158 58V56H159V57H163V56H164L162 53H161L162 56H160V54H158ZM214 51H215V49H214ZM82 52H81L80 54H82ZM129 52H128L127 54H129ZM148 52H149V53H148ZM167 52H168V51H167ZM216 52H218V51L216 50ZM228 52H229V51H228ZM2 53H3V52H2ZM2 53H1V54H2ZM100 53H101V54H100ZM156 53H157V54H156ZM173 53H174V50H173ZM200 53H201V52H200ZM208 53H209V52H208ZM208 53H207V55H208ZM218 53H219V52H218ZM89 54H90V55H89ZM130 54H129V55H130ZM138 54H137V55H138ZM147 54H148V55H147ZM166 54H167V53H166ZM168 54H169V56H170V55H173L172 52H171V54H170V53H168ZM168 54L165 55V57H166V58L164 57L165 60H166V59H167V60L169 59V58H168V57H169ZM202 54H203V53H202ZM82 55H83V54H82ZM82 55H80L79 57H82ZM88 55H89V56H88ZM129 55H128V56L126 55V56L129 57ZM137 55H134V56L138 57ZM157 55H158V56H157ZM200 55H201V54H200ZM203 55H204V54H203ZM205 55H206V54H205ZM205 55H204V58H206L207 60H209L208 62L212 64L213 62L210 61L212 55H211V57H210L209 55H208V56H205ZM83 56H84V55H83ZM85 56L82 57L83 60H85ZM118 56H119V54H118ZM130 56H131V55H130ZM132 56H133V55H132ZM134 56H133V59H134ZM141 56H139V58H140ZM10 57H11V56H10ZM122 57H123V56H121V59H122L123 61L126 62V60H127L128 58L125 57V58L123 59ZM136 57H135V58H136ZM207 57H208V58L210 57V58L208 59ZM220 57H216L215 59H216V60H217V58L222 59V58H220ZM11 58H12V59H11ZM11 58H10V62H9V58H8V62H9L10 64H9L8 62H4V63H3V61L0 60V64H1V65H2V64H7L8 66H11V67H10V70H9V72H8V74H6V76H8V79H7V80H5V79H6V76L3 75L4 78H5L4 80H5V82L7 83V85H9L10 83H11V84L9 85L8 88H5V89L3 90L1 96H3V98H7V97H8V98H7V100H8V99L10 98V96H9V93H10V92H14L16 97H25V95L27 96V93H28V96H29V95L31 94V92H33V93L30 95V98H36L38 93L35 94L34 91H28L29 89H27L26 85H29V84L26 82V80H25L24 78H28V79H30V80H32V81H33V79H36V80H35L36 84H37L39 87H42V85L45 84V83L42 82V85H39V83L41 84V82H38V83H37V81H38V79H40V77H41V78L44 77L43 75L45 74V71H46V70H44V69H45V68L47 69V67L44 68L43 65H39V64H37L36 62H33L34 60L32 59L31 56H30V59H31V60H30L29 57H28V58L26 59L27 61H25V62H24V61H22V62H18L19 60H15V62H17V63H15V62H11V61L13 60V57H11ZM76 58H77V57H76ZM82 58H78V60L81 61ZM95 58H94V59H95ZM129 58H130V60H131V57H129ZM139 58L137 59L138 61H139ZM141 58L143 59V60L140 59V61H141V65H142V61H143V66L140 67L141 65L139 66V65H137V64L133 65V63H132L133 61H131L133 68H134L135 66H139L141 69H143V67L145 66V65H144V58H145V55H143ZM173 58H174V57H173ZM200 58H201V56H200ZM213 58H212V61H213ZM16 59H17V58H16ZM121 59H120V60H121ZM145 59H146V58H145ZM147 59L149 60L150 58L148 57ZM147 59H146V60H147ZM152 59H154V57L151 58V60H152ZM170 59L172 60L171 56H170ZM206 59L204 60V61H206V64H204L203 61L200 62L201 64L206 65L205 67H207V65H208V64H207L208 62H207ZM219 59H218V60H219ZM120 60H119V62H117V61H115V62L121 64ZM146 60H145V61H146ZM160 60H162L161 62H163V58L160 59ZM165 60H164V61H165ZM167 60H166V61H167ZM171 60H170V62H171ZM201 60H202V58H201ZM13 61H14V60H13ZM128 61H129V59L127 60V62H128ZM154 61H155V60H153L152 63H153ZM158 61H159V60L157 59V60H156V63H157V64H159ZM166 61H165V62H166ZM173 61H174V60H173ZM175 61H176V60H175ZM219 61H220V60H219ZM219 61H217V63H214V64H218V65H221V67H222V66L224 67V65H222V63H218ZM225 61H226V62H225ZM135 62H136V61H135ZM148 62H150V61H148ZM159 62H160V61H159ZM188 62H189V61H188ZM214 62H216V61H214ZM29 63H31V66L29 65ZM113 63H114V62L110 63V65H109L110 67L108 66L109 69L111 68V66H112ZM122 63L125 64V65L127 64V63H124V62H122ZM139 63H140V62H139ZM139 63H138V64H139ZM152 63H149V65H151ZM167 63H168V62H167ZM167 63H166V65H168ZM171 63H172V62H171ZM189 63H191V62H189ZM36 64H37V65H36ZM145 64H146V63H145ZM147 64H148V63H147ZM147 64H146V66L144 67L145 69H146V67H147ZM163 64H165V63L160 64V66L162 65V68H165V66H163ZM185 64H186V63H185ZM211 64H210V66H211ZM18 65H19V66H18ZM38 65H39V66H38ZM117 65H118V64H117ZM117 65H116V66H117ZM154 65H155V64H154ZM154 65H153V66H154ZM186 65L188 66L189 64H186ZM190 65H191V64H190ZM190 65L188 66V69H190ZM192 65H193V64H192ZM212 65H213V64H212ZM225 65H227V63H226ZM40 66H41V67H40ZM126 66H127V65H126ZM128 66L131 68V65L128 64ZM128 66H127V67H128ZM157 66H159V65H157ZM187 66H186V67H187ZM215 66H216V65H215ZM108 67H107V69H108ZM113 67H114V66H113ZM113 67H112V68H113ZM118 67H119V65H118ZM121 67L123 68V67H125V66H121ZM129 67H128V69H130ZM139 67H138L136 70H138V69L140 70ZM148 67H149V66H148ZM148 67H147V68H148ZM191 67H192V66H191ZM205 67H204V70H205ZM26 68H27V69H26ZM33 68H34V69H33ZM102 68L105 69V67H104V66L102 67V65L98 66V70L96 71V72H97V74H96L97 77H98V76L100 77V75H102V77L104 78V77L106 76L105 74H106L108 71H107L106 69L104 70V69H102ZM112 68H111V70H112ZM114 68H115V67H114ZM151 68H152V67H151ZM153 68H155V66H154ZM157 68H160V67H157ZM202 68H203V67H202ZM208 68H209V67H208ZM210 68H212V67H210ZM210 68H209V69H210ZM213 68L215 69V67H213ZM219 68H220V67H219ZM219 68H217V69H219ZM109 69H108V70H109ZM123 69H124V68H123ZM123 69H121V70H123ZM21 70H22V71H21ZM40 70H41V71H40ZM99 70H100V71H99ZM101 70H102V71H103V70H104V71H107V72L104 74L105 76L103 75L104 72L101 73V72H102ZM119 70H120V69H119ZM126 70H127V69H126ZM131 70L134 71V69H132V68H131ZM136 70H135V71H136ZM139 70H138V71H139ZM154 70H155V69H154ZM154 70H152V71H154ZM157 70H159V69H157ZM204 70H203V71H204ZM206 70H207V68H206ZM219 70H220V69H219ZM109 71H110V70H109ZM140 71H141V70H140ZM148 71H149V70H148ZM150 71H151V70H150ZM155 71H156V70H155ZM203 71H202V72H203ZM212 71H213V70H212ZM215 71H218V70H215ZM22 72H24L25 74L22 73ZM38 72H39V73H38ZM117 72L119 73L120 71H118V70L115 71V69H114V72H112V71L108 72V74L111 73L110 76L113 78V79H112V78H110V76H106V77L109 78L108 81L106 80V79H107L106 77H105L106 79H102V77H101V78H100L101 82H99V77H98V81H97V79L95 80L96 77H93V78L91 79V81H89V80H90V79H89V80H87V81H84L85 83H83V81H80V82H78V83H75V84H73L72 90L68 89V91H69V90H70L71 92L73 91L72 95H70V93H69V96H67V95H68V94H67V92H68V91H67V88H64L65 86H62V84H61L62 81H61V80H60V81L58 80V81L60 82L59 84H61V86H62L63 89L59 90V88H61V87L58 88V86H54L55 88H54V91H53L54 93H53V94H54V97H55V101H56V102L54 101V97H53V99H52V103H50V104H49V103H46V102L44 103V104H46V106H47V111L45 110V113H46V112L48 113V114H46V115L48 116L47 119H48L52 114H55L56 117H55L54 115H52V116H51V117H52V118H51V121H46V123H43L42 120L39 121V123H37V127H39V129H40V127H41V130H43V131H46V130H44V129H46V128H47V129L49 128L50 130L52 129L53 131H51V132H52L53 134L55 133L54 135L56 136V138L58 139L59 142L56 141V139H55L54 142H53V140L49 139V135H48V134H43V133H42L43 136L41 135V137H40L41 140H40V138H39L40 142H38V143H39L40 148H41L42 150H44L43 152H42V151L40 152V151H39L40 149L38 150L39 152H38V151H33V152H32V148H34L35 146H37V145H36L37 143H34V144H31V143H24V144H23V145L27 148V150L29 151V155L26 156L25 161H24V160H20V161H24V162H22L23 164L19 161V167H18V169H17V167L15 168L16 171H15V169H14L13 171H10V172H9L11 180H13V179L15 180V182L13 183L14 186H12V185L10 184V185L12 186V189L15 187V188L12 190V192H13L14 194H16L17 191H18V196L20 195L19 198H20V197H22L21 199H23V198H27V200H28V198H29V200H31V199H33V198H31V197H33V196H34L35 198H37L38 195H44V194L49 193V191L52 192L53 190L55 191V189H56L55 184L58 183V181H60V179H61V178H59L60 170H63V169H58V167H59V168H62L64 165H66L67 162H68V164H70V165H66V167H65V166H64V167H65L66 169H68V168H70V167L72 166V167L70 168V169H72V170H69V172H68L69 175H70V173H71L70 178H71V182H72V183H73V182L75 183V181H78L77 178H79V181H80L83 177L87 178L86 176H89V178L86 179V180H88L87 182L85 181V179L83 180V181H85V183H86V184L83 185V186H84V187H83L84 190H81V187H82V184H83V181H81L82 183H79V184H81V185H79V186H81V187L78 186V190H77V189L75 190V187H76V186H75V187H72V188H69L71 191H72V189H73V190H74L73 192L69 191V193H68V190H69L68 188H67V190L65 189V192H66V193H65L64 190H63V192L65 193V194H63V195H66L67 197H66V196H63V197H61V199H60V198H56L55 196H54V197L50 196V201L48 202V204H51V202H52V204H55V205L53 206V207H55V209H56V208H59V209H56V211H57L58 213H53V212H56V211H55V209L53 210L52 207H50V208H51V210H52L53 212L50 210V208H49L48 210L46 209V211H45L44 214H47V216H48V214L51 215V216H49V217H52L51 219H50L49 217L45 218L46 215H44V214H42L43 216L39 214L41 218L38 217V216H39V215L37 216V214H38L37 212H38V211H36V210H38V209L35 207V209H36L35 212H36V213H34V216H36L35 218L37 219V221H36V219H33L31 223H33V221H35L34 225L36 224V228H35V226H34L33 224H32L33 227H32L30 224H28V225H30L31 227L29 226L30 228L27 227L26 229H28V228H29V230H30V229H33V231L31 230V232L34 233V232L37 230V228H39V229L41 228V227H37V225H38L39 223H40V225H41V221H42V220H43V221L45 220V221H44V224H45V223L48 224V222H46L47 219H48V221L51 220L50 222L53 223V221H52L53 216H54L55 214H58V216H57V215H56V217L54 216L55 219H53V220H55V221H54V224H53V225L55 226V224H58L59 226H57V225H56V226L58 227L59 230H58V229H57V230L55 229V230H56V234H54V233H55V230H54V232L52 231L53 233L51 232V236H50V233H49V236H47L46 233H45V235L48 237V239H47L46 236H44V237H46L45 239H46L47 241L49 240V237L52 239V240L50 239L51 241H54V240H55L54 242H50V241H48V242H50V245H52L51 247H53L56 243H57V244L55 245L53 251L50 252V250H47L48 252H50L49 254H48V252H47L46 250H44V251H46V253H45V252H40L41 254L38 253L39 251H37V253H38L39 255H38L37 253H35L36 251H35V252H34V251H31L32 254H31L30 252H18V251H17V253L20 254V255H18L16 252L13 253L14 255H12V254L10 253L11 256H15V254H16V255H17V256H15L16 259H18V256H24L23 258H22V257H21V258L19 257V261H20V262L22 261L21 264H25V263H24V262H25V261H24V258L26 259V257H27V258H28V257H29V258H32V257H33V259H31L33 264H56V262H57V264H61V262H62V264H65V263H67V264H90L91 262H92L93 264H101V263H102L101 261H103V263H106V259H105V258H102V257H104L103 255H105V254H103V252L101 251V248H102V244L108 239V237H106L107 239H105V241L102 240V241H104V242L99 241L98 243L100 244V242H101V244H100L99 246L96 244V245H97V246H96L95 244L92 243V242L97 243L96 240L91 241V240H92V238H91L92 236H88V237H87V234H86V230H87L86 224H87V222H88V225H87L88 227H89V226H90V227L92 226L91 229L93 228V225H94V224H95V227H96V224H97V226H98V225L101 226V224H102V223H101V224H100V223L98 224V222L96 223V221H92V222H95L94 224L91 223V221L89 220L90 217H89V215H88V213H87V212H89V210H90V213H89V214H92V213H93V212H91V209H90V207H89L88 205H91V204H89V203H90L91 201H93V199H92V197H93V193H92V192H93V191H92V188H91V187L94 185V184H93V185H90V186H91V187H90V186H88L89 184H87V183H89L90 181H91L92 183H97V182H95L94 180L97 179V178H99L98 175H99L100 172H99L98 170H97L98 172H96V171H91L92 173H97V174H98V175L96 176L97 178H96V177L93 178V177H92L93 174H92V176H90V175H86L87 173L90 172V171H88V172L86 171L87 164L85 163V159L87 158L86 156H87L89 153L86 154V153H85L86 150L84 151V153L86 154V156H84L85 154L82 156L81 152L79 153V151L83 148V147L80 148L82 144L79 143V141H80L79 139H80V138L77 139L79 136H78L77 138H76V137L74 138L75 140L77 139V140H76V141H77L76 143H78L79 146H78L77 144L75 145V142H73V141L71 140V139H72L71 136L73 137V134H74V132H72V131H74L76 128L73 129L74 126H72L71 123H69L70 127H68L69 125H67V124H68L69 121H67V123L64 122L65 124H63V123L61 124V123H60V124L58 125L59 128H58V127H57V128L54 127V125H53L51 122H56L57 120H58V121H62V120L64 121V120H66V118L62 116V115H64V114H63L64 112L62 113V109H63L62 107H66L65 102H66V101H69V99H70V101H72V98H73V97H74L73 100H77V99H78L77 101H79V100L81 101V100L83 99L81 102H82V103H85V102H86L85 104H86V106H87V105H92V104H89L90 102H88V101L91 100V102H92V101H93V100H92V97H93L94 95L97 97V94H96V93L99 92V93H98V94H99L98 96H101L102 91H105L104 89H106V88H111V86H113L111 90L109 89L111 92H110V93L108 92V93L111 95V94H112V91H113V89H114V92H113V93H114V96L116 97L117 93H118V94L120 93L121 96H122V93H123V96H125V95H128V93H126V91H127V92H131V93L133 92V90L130 89V88H131L130 86H129V89H130L131 91L128 90V88H127V87H128L127 85H130V84H131L130 81H132V83H135V84H136L137 82H138V83H141L142 80H144L143 82L149 80V81H148L149 85L151 86V85L153 84V85H155V88L158 86V85H156L157 83H158V84L161 83V82L154 83V82H156L157 80H160V81L166 82V81L163 80V79H166V78L161 79V78L158 77V76H157L158 78H156V77H154V76H153L154 78H153L152 76H150V78H148L149 76L147 77V75H144L142 72H141V73H142L143 75H140L139 73H135V72H133V74L135 73L136 76L139 74V75H138L139 77L137 76L136 78H132V77H133V75H132V76H130L129 78H128V77H127V78H128V79L132 78V79H134V80H129V82H130V83L128 82L129 84H127V82H125V84H124V83L121 84V82L127 81L128 79L124 80V79H125V78H124L125 76L123 77L124 74H123V75L121 74V73H123L124 71H121V73H120L121 77L118 76L119 74H118ZM20 73L22 74V76H23V75H26V76H25V77H24V76L22 77V76L20 75ZM26 73H27V74H26ZM100 73H101V74H100ZM112 73H114V74L112 75ZM125 73L128 74L129 71H127V72L125 71ZM145 73H146V72H145ZM153 73H155V75H156V72H153ZM153 73L151 72V74H153ZM203 73H204V72H203ZM207 73H209V72H207ZM216 73H217V72H216ZM17 74H18V75H17ZM108 74H107V75H108ZM117 74H118V75H117ZM131 74H132V73H131ZM131 74H130V75H131ZM147 74H148V73H147ZM211 74H212V73H211ZM211 74L209 73V76H210ZM188 75H189V74H188ZM207 75H208V74H207ZM207 75H206V77H207ZM27 76H28V77H27ZM29 76H30V77H29ZM38 76H39V77H38ZM113 76H114V77H113ZM116 76L118 77V79H119V78H120V79H121V78H124V79H123L124 81L121 80V82H120V81L117 82L118 80L116 79ZM126 76H127V75H126ZM140 76H143V77H140ZM144 76H146V77H144ZM203 76H204V75H203ZM203 76L200 77V75H199V78H201V79H198L199 82H201L200 80H202V79L205 78V76H204V77H203ZM134 77H135V75H134ZM185 77H186V76H185ZM187 77H188V76H187ZM191 77H193V76H191ZM194 77H196V76H194ZM202 77H203V78H202ZM151 78H153V79H151ZM178 78L181 79L182 77H178ZM189 78H190V76H189ZM189 78H188V79H189ZM197 78H198V75H197ZM197 78H195V79H197ZM210 78H211V79H215L214 77H213V78L210 77ZM210 78L207 77L206 79L208 80V79H210ZM59 79H60V78H59ZM111 79H112L113 81H111ZM114 79H115V80H114ZM120 79H119V80H120ZM183 79H184V77H183ZM183 79H182V80H183ZM186 79H187V78H186ZM188 79H187V80H188ZM191 79H192V78H191ZM195 79H194V80H195ZM206 79H204V80H206ZM2 80H3V78H2ZM11 80H12L13 82L15 81L16 85H15V83H14V85H13V82H12ZM24 80H25V81H24ZM45 80H46V79H45ZM105 80L108 82V84L106 83ZM140 80H141V81H140ZM176 80H179V79H176ZM189 80H190V79H189ZM194 80H193V81H194ZM8 81H10V82H8ZM22 81H23V83H22ZM96 81H97V82H96ZM102 81H103V82H102ZM104 81H105V82H104ZM109 81H111L112 83L109 82ZM151 81H152V82H151ZM191 81H192V80H191ZM195 81H196V80H195ZM202 81H203V80H202ZM208 81H209V80H208ZM25 82H26L27 84H25ZM35 82H34V83H35ZM93 82H94V83L96 82L98 85L101 83V85H100L101 87H100V89H99L101 92L98 90L97 84H94ZM98 82H99V83H98ZM113 82H114V84H113ZM150 82H151L152 84H151ZM186 82H187V81H186ZM186 82H185V83H186ZM189 82H190V81H189ZM204 82H206V81H204ZM102 83H104V84H102ZM109 83H110V86H109ZM138 83H137L136 85L134 84V85L132 86L133 89H137V91L134 90L135 93L137 92V93H136L137 97H138V93H139V91H141V94H142V96H143V94L146 95V94L148 93V92H146V91H147L149 88H150V90H148L149 93H150V91H153V90H154L153 86L149 87V85H147L148 88L145 86V85L147 84V82H145L144 84L142 83V87H144L143 89L140 87V84H138ZM181 83H182V82H181ZM185 83H184V84H185ZM206 83H207V82H206ZM210 83H211V82H210ZM49 84H50V83H49ZM56 84H57V83L54 82V85H56ZM85 84H86V85H85ZM112 84H113V85H112ZM118 84H120L122 87H124V91L121 90L122 87H120L121 89L117 90V92L115 91L116 89L119 88V87H118ZM161 84H162V83H161ZM188 84H189V83H188ZM195 84H196V83H194V85H195ZM197 84L199 85L198 81H197ZM19 85H20V88H19V90H17L16 88H17V86H19ZM37 85H36V87H37ZM103 85H105V86H104V89H103ZM123 85H124V86H123ZM138 85H139V87L136 88V86H138ZM186 85H187V83H186L184 86H186ZM202 85H204V84H202ZM29 86H30V85H29ZM29 86H28V87H29ZM75 86H76V87H75ZM86 86L89 88V90H87L88 88H87ZM91 86H92V87H91ZM93 86H94V87L96 86L95 88H97V90H98L97 92H96V89H94ZM107 86H108V87H107ZM125 86H126V87H125ZM192 86H193V84H192ZM192 86H191V88H192ZM200 86H201V85H200ZM85 87H86V88H85ZM90 87H91L92 89H91ZM105 87H106V88H105ZM134 87H135V88H134ZM145 87H146V88H145ZM186 87H187V86H186ZM186 87H184V91H186V90L188 89V87H187V89H186ZM195 87L197 88L198 86H194V87H193V88H194V91H196V90L198 89V88L195 89ZM13 88H15V89H13ZM125 88H127V89H125ZM139 88H140L141 90H140ZM152 88H153V89H152ZM199 88H200V87H199ZM26 89H27V90H26ZM57 89H58V91H55V90H57ZM73 89H74V90H73ZM82 89H83V90H82ZM101 89H103V90H101ZM145 89H146V90H145ZM151 89H152V90H151ZM8 90H9V91H8ZM13 90H14V91H13ZM45 90H46V89H43V90L40 91V92H41V93L39 94L40 98H45V95H44V94H46L45 92H47V90H46V91H45ZM106 90H107V89H106ZM125 90H126V91H125ZM138 90H139V91H138ZM144 90H145V91H144ZM188 90H189V89H188ZM190 90H192V89H190ZM23 91H25V92L28 91V92L25 93V92H23ZM36 91H38V90H36ZM43 91H45V92L43 93ZM60 91H62V93H61ZM70 91H69V92H70ZM93 91L95 92V94L93 93ZM107 91H108V90H107ZM119 91H120V92H119ZM155 91H156V90H155ZM155 91L152 92L153 94H151V93H150V94H151V95H154V94H155ZM157 91H158V90H157ZM157 91H156V92H157ZM194 91H193V92H194ZM16 92H17V93H16ZM29 92H30V94H29ZM38 92H39V91H38ZM74 92H76V93H74ZM82 92H84V93H82ZM143 92H144V93H143ZM177 92H178V91H177ZM182 92H183V90H182ZM188 92H189V91H188ZM188 92H187V93H188ZM191 92H192V91H191ZM22 93H23V96H22ZM24 93H25V95H24ZM91 93H92V94H91ZM105 93H106V92H105ZM131 93H130L129 96H131L132 94H133V96L135 95L134 92H133L132 94H131ZM179 93H180V92H179ZM42 94H43V95H42ZM63 94H65V95H63ZM66 94H67V95H66ZM88 94H89V95L91 94V95L89 96ZM109 94L105 95V94L103 93V96L105 95V97L102 99V96H101V98H100V100L102 99V101H101L102 103H106V102H108L107 99H109V98H107V97L110 96ZM120 94L117 95V98H118V99H119V97H121ZM124 94H125V95H124ZM141 94H139V96H141ZM150 94H147L146 96H148V95H150ZM180 94H181V93H180ZM180 94L177 93V95H180ZM182 94L185 95V93H182ZM59 95H60V97H59ZM85 95H87V96H85ZM136 95H135L134 97H135L136 99H138L139 97L137 98ZM81 96H82V97H81ZM88 96H89V97H88ZM111 96H112V95H111ZM71 97H72V98H71ZM84 97H85V99H84ZM96 97H94V98H96ZM112 97H113V96H112ZM115 97H113V98L115 99ZM58 98H59V99H58ZM87 98H88V99H87ZM89 98H91V99H89ZM94 98H93V99H94ZM98 98H99V97H98ZM106 98H107V99H106ZM117 98H116V99H117ZM129 98H130V97H129ZM135 98H132V100H134ZM140 98H141V97H140ZM147 98H148V97H147ZM147 98H144V99H145V103H146L147 100H149V98H148V99H147ZM150 98H151V97H150ZM67 99H68V100H67ZM111 99H112V98H111ZM116 99L113 100L112 104H114L115 101H117ZM141 99H142V98H141ZM144 99H143V100H144ZM146 99H147V100H146ZM9 100L11 101V99H9ZM65 100H66V101H65ZM106 100H107V101H106ZM70 101H69V102H70ZM105 101H106V102H105ZM69 102H66V104L68 103V105H69V104H70ZM109 102H111V100H109ZM109 102H108V104H106V105L103 104V110H106V109H104V108H105V107H108V105L110 106V107H108L106 113H105V111H104V113H103L104 116H107V115L111 114V109H112L113 106H114V105H113V106L110 105ZM134 102L136 103V102H138V101H134ZM140 102L143 103V101H140ZM54 103H56V104H54ZM59 103H60V104H59ZM87 103H88V104H87ZM142 103H140V104H142ZM51 104H53V105H51ZM63 104H64V105H63ZM77 104H78V103H77ZM85 104L83 105V107L85 106ZM136 104H137V103H136ZM48 105H50V106H48ZM54 105H55V106H54ZM104 105H105V106H104ZM137 105H138V104H137ZM52 106H53V107H52ZM48 107H49V108L51 107L52 109H49ZM56 107H57V108H56ZM90 107H91V106H90ZM54 108H55V110H53ZM140 108H141V107H140ZM59 109H61V110H59ZM113 109H114V108H113ZM48 110H50V111L52 112V114L49 113ZM52 110H53V111H52ZM80 110H82V111H80V112L82 113V112H83V108L81 107ZM108 111H109V113H107ZM114 111H115V110H114ZM54 112H56V113H54ZM115 112H116V111H115ZM61 113H62V114H61ZM83 113H84V112H83ZM83 113H82V114H83ZM56 114H57L58 116H57ZM59 116H60L61 118H60ZM64 116H65V115H64ZM110 116H111V115H110ZM110 116H108V117H110ZM66 117H67V116H66ZM108 117H107V118H108ZM64 118H65V119H64ZM38 124H39V126H38ZM45 124H46V125H45ZM5 126H6V125H5ZM44 126H45V128H44ZM60 126H61V128H60ZM63 126H67V127H63ZM62 127H63V128H62ZM43 128H44V129H43ZM57 129H58V130H57ZM71 129H72V130H71ZM64 130H65V132H64ZM66 130H67V132H66ZM61 131H62V132H61ZM66 134H67V135H66ZM76 134H77V133H76ZM76 134H74V136H76ZM44 135H46V136H44ZM47 135H48V138H46ZM79 135H84V132L81 133V130H80ZM42 137H43V138H42ZM58 137H59V138H58ZM80 137H82V136H80ZM60 138H61V139H60ZM65 138H67V139H65ZM70 138H71V139H70ZM46 139H47L48 141H47ZM59 139H60V140H59ZM63 139H64V140H63ZM74 139H73V140H74ZM81 139H82V138H81ZM95 140H96V139H95ZM49 141L51 142L50 144H51L53 147L49 145V143H48ZM55 141H56L58 144H60V145L62 146V147H61V146L59 145L60 149H59L57 143L54 145ZM69 141H70V142H69ZM92 141H93V139H92ZM99 141H100V140H99ZM105 141H106V140H105ZM105 141H104V142H105ZM42 142H43V143H42ZM71 142L73 143V145H75L74 149H72V151L74 150V151H73V155H72V157H73V162H72L73 165H71L72 163H71V160H70V159H72V158H70V157H71V155L69 154V150H70V149H68V148H69L68 145H69V144H70V145L72 144ZM93 142H95V141H93ZM96 142H97V141H96ZM104 142H103V143H104ZM67 143H69V144H67ZM100 143H101V142H100ZM84 144H87V142L84 141ZM97 144H98V142H97ZM97 144L94 143V144H93V147H95ZM87 145H88V144H87ZM104 145H105V143L102 144V145L100 144V146H98V148H96L97 151H99V150L102 148L101 150H102V155H103V156H102V155H101V152H100L99 157L102 156L103 158L101 157L100 160H99L98 156H97V158H98L99 161H101V160L103 159L102 161H105V162L107 163V160H106L107 157H104V151H105L104 148H106V147H102V146H104ZM45 146H46V148H45ZM55 146H56L57 149H56V148H55V149H52V148H54ZM67 146H68V147H67ZM77 146H78V147H77ZM71 147H72V146H71ZM93 147H92V148H93ZM77 148H78V149H77ZM92 148H91V151L94 149V148H93V149H92ZM99 148H100V149H99ZM30 149H31V150H30ZM87 149H88V148H87ZM96 149H95V150H96ZM62 150H64V151H62ZM67 150H68V151H67ZM95 150H94V151H95ZM54 151H55V153H54ZM56 151H57V152H56ZM72 151H70V152H72ZM75 151H76V152H75ZM26 152H27V151H26ZM46 152H47V153H46ZM67 152H68V154H67ZM27 153H28V152H27ZM62 153H64V158H63V154H62ZM75 153H77V154H75ZM82 153H83V152H82ZM90 153H91V152H90ZM50 154H51V155H50ZM56 154H59V156L56 155ZM74 154H75V155H74ZM37 155H38V156H37ZM40 155H41V156H40ZM43 155H44V157H43ZM53 155H55V157H54ZM68 155H69L70 157H69ZM76 155H77V156H76ZM97 155H98V154H97ZM100 155H101V156H100ZM75 156H76V158H75ZM79 156H80V157H79ZM38 157H39V158H38ZM50 157H51V158H50ZM56 157H59V158H56ZM61 157H62V159H61ZM77 157H78V158H77ZM82 157H83L84 160H80V158H82ZM85 157H86V158H85ZM45 158H46V159H45ZM49 158H50V159H49ZM69 158H70V159H69ZM92 158H93L92 155H88V159H86V161L89 160V161H87V162H91ZM94 158H95V157H94ZM97 158H96V159H97ZM36 159H37V160H36ZM41 159H42V160H41ZM74 159H75V160H74ZM96 159H95V160H96ZM48 160H49L50 162H52V163H50ZM62 160L64 161L63 165H62V163H60ZM69 160H70V161H69ZM98 160H97V161H98ZM29 161H30V162H29ZM37 161H38V162H37ZM63 161H62V162H63ZM3 162H4L3 160L0 161V164H2ZM10 162H11V161H9V164H10ZM47 162H48V163H47ZM95 162H96V161H95ZM105 162H101V163H100V166H102L101 164H102V163L104 164ZM33 163H34V164H33ZM98 163H99V162H98ZM106 163H105V164H106ZM20 164H22V166H24V167H22ZM48 164H51V165L53 164V167L51 166L52 169H51L50 165L48 166ZM40 165H41V166L43 165L44 168H42L43 166L41 167ZM60 165H62V167H61ZM91 165H92L93 167L96 168V164H95V163H92V162H91ZM94 165H95V166H94ZM20 166H21V167H20ZM30 166H31V168H30ZM28 167H29V168H28ZM67 167H68V168H67ZM93 167H92V168H93ZM97 167L100 169V167H99L98 164H97ZM19 168H20V169H23V168H24V169H23V170H20ZM48 168H49V170H48ZM65 168H64V169H65ZM81 168H82V169H81ZM95 168H94L93 170H95ZM101 168L104 169L105 167H101ZM44 169H45V170H44ZM57 169H58V170H57ZM66 169H65V175H66V171H67ZM76 169H77V170H76ZM84 169H85V172H84ZM105 169H106V168H105ZM17 170H18V171H17ZM19 170H20V171H19ZM27 170H28V171H27ZM63 171H64V170H63ZM102 171L104 172V170H101V173L103 174ZM17 172H18V173H17ZM57 172H58V173H57ZM86 172H87V173H86ZM91 172H90V173H91ZM80 173H81V174H80ZM85 173H86V174H85ZM90 173H89V174H90ZM13 174H14V175H13ZM56 174H57L58 176H56ZM72 174H73V175H72ZM78 174H79V175H78ZM102 174H100V175H102ZM104 174H105V173H104ZM11 175H12V176H11ZM60 175L63 176V173H61ZM13 176H14V177H13ZM15 176H17V178H15ZM19 176H20V177H19ZM62 176H60V177H62ZM94 176H95V175H94ZM90 177H92V178L90 179ZM18 178H19V179H18ZM62 178H63V177H62ZM80 178H81V179H80ZM58 179H59V180H58ZM74 179H75V180H74ZM89 179H90V180H89ZM92 179H94V180H93L94 182L92 181ZM16 180H17V181H16ZM20 180H21V181H20ZM24 180H25V181H24ZM49 180H52V182L49 183ZM54 180H56V183H55V184L53 183ZM99 180H100V179H99ZM18 181H19L20 183H22V182H23V183H22V184H20V183H19V184L16 183V182H18ZM26 181H27V182H26ZM25 182H26V185L24 184ZM33 182H34V183H33ZM54 182H55V181H54ZM91 182H90V184H91ZM98 182H99V181H98ZM102 182H103V179H102ZM102 182H101V183H102ZM15 183H16L17 185H16ZM32 183H33V185H32ZM37 183H38L39 185L43 186V187L39 186ZM44 183H45V184H44ZM23 184H24V187L22 188ZM36 184H37V185H36ZM46 184H47V185H46ZM48 184H51V186H52V184H53V187H51V186L48 185ZM58 184H59V183H58ZM58 184H56V185H58ZM99 184H100V183H99ZM99 184H98V186H99ZM15 185H16V186H15ZM77 185H78V184H77ZM85 185H86V186H85ZM100 185H101V184H100ZM25 186H26V188H25ZM87 186H88V189H90L91 191L87 189ZM102 186H104V185H102ZM20 187H21L23 190H22ZM48 187H50V188H48ZM94 187H95V186H94ZM52 188H55V189H52ZM79 188H80V189H79ZM83 188H82V189H83ZM85 188H86V189H85ZM96 188H97V185H96ZM102 188H103V187H102ZM8 189H9V188H8ZM19 189H20V190H19ZM86 190H87V192H86ZM94 190H95V188H94ZM98 190H101V189H98ZM1 191H2V193H4V192L6 191L5 194L8 193V192H7V191H8V190H7V187L1 189ZM24 191H25V193H24ZM39 191H40V192H39ZM79 191H80V192L83 191V192L80 193ZM89 191L91 192L92 196L90 195L91 199L87 198V200H86L85 198L89 196V195H87L88 193H90ZM9 192H10V190H9ZM15 192H16V193H15ZM19 192H20V194H19ZM31 192H32V193H31ZM63 192H62V193H63ZM74 192H75V193H74ZM78 192H79V193H78ZM101 192H103V190H102ZM30 193H31V194H30ZM73 193H74V194H73ZM83 193H84V194H83ZM86 193H87V194H86ZM95 193H96V192H95ZM97 193L99 194L100 191L97 192ZM32 194H33V195H32ZM16 195H17V194H16ZM94 195H97V194H94ZM101 195H102V193H101ZM23 196H24V197H23ZM25 196H26V197H25ZM29 196H30V197H29ZM45 196H46V195H45ZM70 196H71V197H70ZM72 196H74V197H72ZM76 196H77V197H76ZM98 196H99V195H98ZM98 196H97V198H98ZM64 197H65V200H64ZM79 197H80V199H78ZM101 197H102V196H101ZM35 198H34V199H35ZM53 198H54V199H53ZM62 198H63V199H62ZM68 198H69V199H68ZM6 199H7V196H6V198H4V201H7ZM59 199H60V201H59ZM88 199H89V200H88ZM94 199H95V198H94ZM98 199H99V198H98ZM62 200H63V201H62ZM75 200H76V201H75ZM77 200H78V202H77ZM84 200H85V201H84ZM90 200H91V201H90ZM101 200H102V198H101ZM32 201H34V200H32ZM32 201H30V202H32ZM57 201H58V202H57ZM71 201H73V202H71ZM87 201H88V202H87ZM60 202H62L63 204H61L60 207H57V205L60 204ZM85 202L88 203V205H86ZM99 202H100V200H99ZM99 202H97L98 205L100 204ZM9 203H11V202H9ZM9 203H8V204H9ZM28 203H29V202H28ZM32 203H33V202H32ZM32 203H30V205H32V207H33V204H32ZM57 203H58V204H57ZM68 203H69V204H68ZM82 203H84L86 206H85L84 204H82ZM94 203H95V202H94ZM94 203H93V204H94ZM101 203H102V202H101ZM8 204H7V205H8ZM36 204H37V202H36ZM36 204H35V205H36ZM95 204H96V203H95ZM9 205H13V202H12L11 204H9ZM9 205H8V206H9ZM27 205H28V204H27ZM72 205H73V206H72ZM83 205H84V206H83ZM36 206H37V205H36ZM68 206H69V207H68ZM76 206H77V208L79 207V208H78L79 210L76 208ZM91 206H92V205H91ZM37 207H38V206H37ZM48 207H49V206H48ZM74 207H75V208H74ZM87 207H88L87 212H84V211H86ZM82 208H83V209H82ZM91 208H92V207H91ZM17 209H18V208H17ZM72 209H73V210H72ZM75 209H76V211H75ZM60 210H61V211H60ZM77 210H78V211H77ZM80 210H82V211L80 212ZM31 211H32V210H31ZM33 211H34V210H33ZM33 211H32V213H33ZM47 211L50 212V213H48ZM92 211H93V210H92ZM72 212L74 213V215H77V217L80 215V216L78 217L79 219L76 218L75 216H73V213H72ZM76 212H77V213H76ZM78 212H79V214H78ZM83 212H84V213H87V214H84ZM29 213H31V212H29ZM52 213H53V214H52ZM60 213H61V216H59ZM63 214H65V215H63ZM83 214H84V216H83ZM29 216H30V214H29ZM68 216H69V217H68ZM86 216H87V217H86ZM37 217H38L39 220H40L39 223H38L39 220H38ZM42 217H44L45 219H44V218L42 219ZM85 217H86L87 219H86ZM29 218H31V217H29ZM29 218H27V219L29 220ZM59 218H60V220H59ZM84 218H85V219H84ZM57 219H58V222H57ZM90 219H91V218H90ZM106 220H107V217H106L105 221H106ZM108 220H109V219H108ZM102 221H103V220H102ZM111 221H112V220H111ZM50 222H49V223H50ZM83 222H85V224H83ZM89 222H90V223H89ZM109 222H110V221H109ZM52 223H51L50 226H48L49 228H52V229H50V231L54 229V228L52 227ZM104 223H105V224H106V223L108 224V221H106V222H104ZM42 224H43V223H42ZM110 224H111V225H110ZM110 224H109V225H110L109 227L113 228V224H112L111 222H110ZM2 225H3V224H2ZM2 225L0 224V226H2ZM48 225H49V224H48ZM77 225H78V226L80 227V229H81V230H80V234H78V233L76 232L75 226H77ZM80 225H82L83 227L80 226ZM84 225H85V228H84ZM102 225H104V224H102ZM41 226H42V225H41ZM43 226H44V225H43ZM45 226H46V224H45ZM45 226H44V229L46 228ZM56 226H55V228H57ZM68 226H69V227H68ZM100 226H98V228H99L98 230H99V231H100V229H101ZM95 227H94V229H95ZM102 227H104V226H102ZM107 227H108V226H107ZM107 227H104V228H106V229H105L106 231L102 228L103 231L101 230L102 232H100V233H103L102 236L105 234L104 237L107 236V235H109V237L111 238V237H113V235L110 233L111 230H109V228H107ZM49 228H48V229H49ZM111 228H110V229H111ZM26 229H25V230H26ZM39 229H38V232L40 231ZM41 229H42V230H41V231L39 232V234H38L39 237H42V234H44V233H42V234L40 235V233L43 231V227H42ZM107 229L109 230V231H108L109 234L106 235ZM29 230H28V231L26 230L28 234H29V232H30ZM34 230H35V231H34ZM45 230H46V229H45ZM98 230H97V231H98ZM21 231H24V230H21ZM26 231H24V233H25L24 236H26ZM91 231H92V230H91ZM99 231L97 232V234L99 233ZM36 232H37V231H36ZM45 232H47V234H48V231H45ZM57 232H58V233H57ZM104 232H105V233H104ZM108 232H107V233H108ZM60 233H61V235H60ZM100 233L98 234L99 237H100ZM36 234H37V233H36ZM36 234H35L34 236H37ZM52 234H53V237H52ZM29 235L32 236L31 234H29ZM29 235H28V238H27V239H29V237H30ZM54 236H55L56 238H55ZM57 236H58V237H57ZM102 236L100 237V239L104 238V237H102ZM32 237H33V236H32ZM83 237H87V238H88V239L86 238V239H87V243H90V242H91V244H85V242H86L85 240H86V239L83 240ZM89 237H90L91 239H90ZM53 238H54V239H53ZM45 239H44V241L46 242ZM59 239H60V240H59ZM77 239H78V240H77ZM94 239H95V238H94ZM96 239H98V237H96ZM1 240H4V239L1 238ZM37 240L39 241L40 239L38 238ZM42 240H43V238H42ZM4 241H5V240H4ZM38 241H35V243H38ZM44 241H42V242L44 243ZM57 241H59V243H58ZM64 241H65V242H64ZM89 241H90V242H89ZM40 242H41V241H40ZM48 242L45 243V244H46V245H47V244L49 245ZM68 242H69V243H68ZM52 243H53V244H52ZM64 243H65L66 245H65ZM27 244H28V243H27ZM60 244H62V245H60ZM63 244H64V245H63ZM68 244H69V246H68ZM77 244H78V245H77ZM92 244L96 246V247L94 248L95 250H92V249H91V247L93 246ZM21 245H22V244H21ZM81 245H82V247L80 248ZM88 245H90V246L92 245V246L90 247V246H88ZM34 246H36V245L34 244ZM76 246H78L77 248H78L79 250H77ZM100 246H101V247H100ZM99 247H100V248H99ZM57 248H58V249H57ZM59 248L61 249L60 251H59ZM66 248H67V249H66ZM98 248H99V250H100V253H99ZM80 249H81V250H80ZM55 250H57V251L55 252ZM96 250H97V251H96ZM63 251H64V252H63ZM89 251H90V252H89ZM91 251H92V253H91ZM93 251H94L95 253H94ZM54 252H55V253H54ZM59 253H60V254H59ZM93 253H94V254H93ZM44 254H45V256H44ZM61 254H62V255L64 254L62 259L60 258V257H62ZM102 254H103V255H102ZM7 255H8V256H7ZM7 255H6L4 252H2V251L0 252V264H7L8 262H10V261H7V263H5V261H4L5 259L8 260V258H9V256H10L9 253H8ZM29 255H30L31 257H30ZM40 255H41V256H40ZM42 255H43V257H42ZM48 255H49V256H48ZM56 255H58V256H56ZM91 255H92V257H91ZM11 256H10V257H11ZM68 256H69V257L71 256L72 259H67ZM6 257H7V258H6ZM34 257L37 258V261H36V258H34ZM41 257H42V258H41ZM44 257H45V258H44ZM57 257H58L59 259H61V260H59V259L57 260V259H56ZM93 257H94L95 259H94ZM15 258H14V259H15ZM90 258H91V259H90ZM11 259H13V258L11 257ZM16 259H15V262L17 263ZM21 259H22V260H21ZM39 259H40V260H39ZM45 259H46V260H45ZM55 259H56V260H55ZM77 259H78V260H77ZM152 259H153V258H152ZM27 260H28V259H27ZM27 260H26V261H27ZM31 260L29 259L28 262H30ZM70 260H71V261H70ZM72 260H73V261H72ZM93 260H94V261H93ZM100 260H101V261H100ZM1 261H2V262H1ZM19 261H18V264H20ZM44 261H45V262H44ZM53 261H54V262H53ZM12 262H14V261H12ZM12 262H11L10 264H16L15 262H14V263H12ZM34 262H35V263H34ZM70 262H71V263H70ZM26 263H27V262H26ZM32 263H29V264H32ZM92 263H91V264H92ZM103 263H102V264H103ZM8 264H9V263H8ZM27 264H28V263H27ZM106 264H107V263H106ZM115 264H117V262H116Z\"/></svg>",
  "mask_w": 264,
  "mask_h": 264
}]
</instances>
